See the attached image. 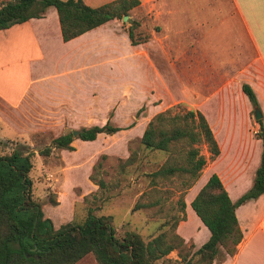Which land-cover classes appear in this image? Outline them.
<instances>
[{"label": "crops", "instance_id": "crops-1", "mask_svg": "<svg viewBox=\"0 0 264 264\" xmlns=\"http://www.w3.org/2000/svg\"><path fill=\"white\" fill-rule=\"evenodd\" d=\"M4 1L7 0H0V5ZM83 1L88 4L92 0ZM258 7L263 10L258 11ZM142 16L147 19L146 25L158 27L159 34L153 32L143 43L128 44L138 51L137 67L141 72L146 68L152 71L153 77L160 82V91L169 88L149 54L150 49L159 47L169 68L202 69L200 76L189 74L186 79L182 78L184 86L179 87V96L184 95L188 109L203 114L218 146L217 156L206 162L195 185L188 189L184 199V218L176 225V233L198 247L209 233L189 205L197 190L214 173L229 200L234 202L252 186L259 163L261 141L255 135L258 123L250 116L252 107L241 91V84L246 83L252 89L264 129V0H139L128 18L132 21ZM110 22L63 42L55 9L50 6L39 18L1 29L0 62L10 58L16 50L28 51L29 55L22 58L27 62L28 78L19 96L10 98L0 89V123L17 127L18 132H26L27 125L20 124L22 118H27L23 119L24 124L29 117L41 116L46 123L59 121L64 125L66 121L68 126H73L76 117L89 112L97 89V75H81V71H90L91 68L87 62L81 67L74 61L77 58L79 61L82 53L90 54L92 48L95 52L97 46L91 40L92 35ZM108 33V36L118 34L113 26L108 28ZM89 36L91 38L87 39ZM53 38L63 53H55ZM46 65L51 66L49 71L44 70ZM208 69H217V73ZM227 69L232 73L225 72ZM193 83L200 86L194 88ZM41 84L46 85L43 89L47 93L40 90ZM66 116L68 118L64 119ZM58 117H62L61 120ZM32 130H37L36 126ZM234 215L241 239L232 255L218 251L210 264H264V191L237 205ZM188 219H193L194 229L183 228ZM197 235L196 242L194 237ZM85 255L74 264H94L90 258L85 259Z\"/></svg>", "mask_w": 264, "mask_h": 264}, {"label": "rangeland", "instance_id": "rangeland-1", "mask_svg": "<svg viewBox=\"0 0 264 264\" xmlns=\"http://www.w3.org/2000/svg\"><path fill=\"white\" fill-rule=\"evenodd\" d=\"M105 2L107 1L92 0L88 5L94 7ZM259 10L263 9L258 7ZM138 20L142 25L134 30L136 38L141 37L136 31L148 34L149 37L153 32L159 34L158 30L153 29L154 25L145 24L144 26L147 21L144 16ZM110 25L116 28L118 34L107 35ZM127 25L126 21L118 19L98 28L91 39L96 42L95 52L92 48L90 54L82 53L79 61L78 58L74 61L75 65L81 64V67L87 62L86 65L91 68L90 71L89 69L81 71V75L88 76L89 73L91 77L97 75V89L90 103L91 112H85L79 118L76 117L73 126H68L66 121L64 125L59 121L46 123L41 116L29 117L24 124L23 119L27 120V118L21 117L20 124L23 127L27 125L26 132H18L17 127L12 128L0 123V152H8L18 145L32 152V167L29 171L32 198L39 204L43 216L51 220L54 228L70 220L80 222L85 217L86 208L89 207L93 215L108 219L116 236H121L128 230L146 240L161 230H165L168 234L176 233V225L182 220L184 213L180 208V200L185 201L188 189L195 185L201 170L189 188L185 186L188 178L186 174L158 178L152 188L149 185L148 173L165 163L184 164V153L168 157L166 153L148 152L139 145V138L147 122L158 112L170 107H172L170 114L188 110L184 95L179 96L181 92L179 87L183 83L181 80L186 79L189 74L200 76L202 69L178 66L169 68L166 66L167 62L161 57L160 48L150 49L149 54L153 56L156 67L164 75L165 84L170 90L160 91V82L153 77L152 71L146 68L145 72H141L137 67L138 51L128 44ZM89 38L91 36L87 39ZM51 42L55 53L64 52L58 47L54 38ZM152 51L155 52L152 53ZM25 53L16 50L11 53L10 58L0 62L2 64L0 89H3L10 98L19 96L26 85L28 68L27 62L22 58L29 54L28 51ZM31 53L35 54V51ZM49 67L51 66L46 65L44 70L49 71ZM208 70L211 73H217V69ZM225 72L231 71L227 69ZM86 84L88 86L87 81ZM81 85L83 86L84 83L81 82ZM192 86L195 88L200 85L193 83ZM43 88H46V85L44 87L41 84L40 90L47 93ZM234 103L235 105L237 103L235 98ZM176 104L179 106L174 107ZM250 116L253 118L251 112ZM58 118L61 120L62 117ZM67 118V116L64 117V119ZM106 121L121 128L128 127L130 124L131 126L110 135L100 134L95 141H83L72 136V150L52 149L47 156L38 154V151L48 145L53 137L70 132L72 129L78 130L94 124L102 125ZM31 125L36 126L37 130H32ZM197 149L203 157L207 156L206 148L202 143L197 145ZM132 150L137 155L135 162L127 166L125 170L124 166L120 170V163ZM90 174L94 179H102L105 188L99 189L90 181L88 178ZM52 200L54 202H51ZM136 202L151 204L132 211L131 208ZM173 220L177 222L172 227ZM183 228L194 229L193 219H188ZM198 238L199 235L194 237L196 242ZM196 248L190 241L183 240L182 246L171 250L154 264L180 263L179 255L189 257ZM219 252L224 254L223 248L219 247ZM85 257L97 264L92 253H87ZM191 259L193 262L197 258L192 256Z\"/></svg>", "mask_w": 264, "mask_h": 264}, {"label": "trees", "instance_id": "trees-1", "mask_svg": "<svg viewBox=\"0 0 264 264\" xmlns=\"http://www.w3.org/2000/svg\"><path fill=\"white\" fill-rule=\"evenodd\" d=\"M138 3L139 0H110L92 7L83 0H7L0 5V30L30 18H39L47 7L52 6L56 12L60 38L65 42L101 24L130 15ZM140 18H134L127 25L126 35L130 45L143 43L149 38L148 34L140 31L136 33L141 37H135L134 30L142 25L138 20ZM153 29L157 31L158 27L154 26ZM241 91L250 102L253 115V109L258 107L255 95L246 83L241 84ZM171 108L158 112L147 122L139 145L148 152H162L168 157L183 152L184 164L165 163L148 173L152 188L156 179L174 174H186L185 186L189 188L206 162L218 154L217 143L201 112L188 109L183 113L170 114ZM256 122L258 130L255 135L261 141V152L252 186L231 202L218 177L214 173L209 175L189 202L192 211L208 230V237L191 256L179 255L180 263L177 264H210L219 247L226 255L234 253L235 245L241 239L234 208L264 191V129L260 119ZM121 129L106 121L102 125L78 129L76 137L91 141L98 134L110 135ZM71 141V131L60 134L51 138L38 154L47 156L52 149L72 150ZM199 143L205 146L206 157L198 153ZM31 155L32 152L22 145L8 152H0V264H74L87 253L93 254L97 264H154L171 250L182 246L181 236L175 232L168 234L165 230L146 240L128 230L116 236L108 219L93 215L89 207L80 222L70 220L54 228L32 198L29 177ZM136 158V152L132 150L120 163V170L133 164ZM88 178L99 189L105 188L102 179H94L91 174ZM150 204L136 202L131 210ZM180 208H184L182 200ZM181 218H184L183 215ZM176 222L173 220L172 227ZM192 256L197 258L193 262Z\"/></svg>", "mask_w": 264, "mask_h": 264}, {"label": "water", "instance_id": "water-1", "mask_svg": "<svg viewBox=\"0 0 264 264\" xmlns=\"http://www.w3.org/2000/svg\"><path fill=\"white\" fill-rule=\"evenodd\" d=\"M121 21H126L128 24H130L132 21L130 18H128V15H123L121 17ZM261 117V113H260V110L258 109V107L254 108L253 109V119L254 120H257ZM77 134V130H72L71 131V135L72 136H76Z\"/></svg>", "mask_w": 264, "mask_h": 264}]
</instances>
